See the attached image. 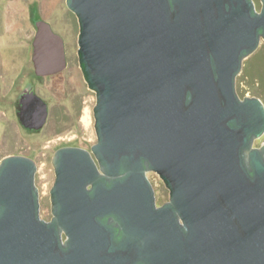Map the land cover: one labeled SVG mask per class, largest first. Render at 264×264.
Here are the masks:
<instances>
[{
  "label": "water",
  "instance_id": "1",
  "mask_svg": "<svg viewBox=\"0 0 264 264\" xmlns=\"http://www.w3.org/2000/svg\"><path fill=\"white\" fill-rule=\"evenodd\" d=\"M68 6L98 141L57 150L50 221L41 159L2 160L0 264H264V102L236 90L263 50L264 0ZM37 24V73L61 70L62 37ZM29 102L40 128L47 103ZM149 171L170 189L160 206Z\"/></svg>",
  "mask_w": 264,
  "mask_h": 264
},
{
  "label": "rangeland",
  "instance_id": "2",
  "mask_svg": "<svg viewBox=\"0 0 264 264\" xmlns=\"http://www.w3.org/2000/svg\"><path fill=\"white\" fill-rule=\"evenodd\" d=\"M261 10L262 0H255ZM49 23L63 39L67 65L61 70L40 76L32 64V42L36 20ZM80 24L68 6V0H0V164L13 153L30 154L41 159L40 191L45 195L46 219L54 217L52 187L56 179L55 156L59 147L81 146L87 149L98 141L95 107L97 94L88 85L79 58ZM261 51L244 59L236 78L241 98L256 96L264 102V41ZM261 54L251 73L246 63ZM33 82L36 91L50 108L48 123L40 131L30 132L18 125L15 113L16 96L21 86ZM264 141V134L254 146ZM160 190L159 202L170 200V190L160 175L148 172Z\"/></svg>",
  "mask_w": 264,
  "mask_h": 264
},
{
  "label": "flooded vegetation",
  "instance_id": "3",
  "mask_svg": "<svg viewBox=\"0 0 264 264\" xmlns=\"http://www.w3.org/2000/svg\"><path fill=\"white\" fill-rule=\"evenodd\" d=\"M41 20H36L35 21L36 33L34 35V39H33V42H32V48H31V51H32V64L34 65L35 74H38V73L36 71L35 62H34V59H33L34 58V53H35L34 40H35L36 34L38 32V24L37 23H38V21H41ZM66 65H67V61L65 60L64 67ZM46 74H48V73H46ZM38 75L43 76L44 74H38ZM33 94L39 95L46 102V100L36 91L35 87L33 86V82H30V83L29 82H26V83H24L21 86V89L19 90V92H18V94L16 96V101H15L16 121H17V123H18L19 126H21L22 128H24V129H26V130H28L30 132L42 130L44 128V126L48 123V120H49V117H50V108L48 106V103L46 102L47 103V110L48 111H47V117H46V120H45L44 125L42 127H40V128L33 127V108H35V106L33 107V102H29L30 100L33 99ZM28 107L30 108V115H27V108ZM24 121L26 123L32 124V125H27ZM65 146H75V145H65ZM61 147H64V146H61ZM61 147H59V148H61ZM12 155H22V154H20V153H13ZM29 155L30 154H28V157H31ZM25 156H27V155H25ZM154 190H155V188H154ZM155 195H156V203H157V205L160 206V205L164 204L163 202L158 203L156 191H155ZM110 222L115 223L114 218H111L110 219Z\"/></svg>",
  "mask_w": 264,
  "mask_h": 264
},
{
  "label": "trees",
  "instance_id": "4",
  "mask_svg": "<svg viewBox=\"0 0 264 264\" xmlns=\"http://www.w3.org/2000/svg\"><path fill=\"white\" fill-rule=\"evenodd\" d=\"M258 58H262L261 54H256L255 56H253L251 58V60H249L247 63H246V71L248 72V75L249 73H251V69L254 67L253 64H255L256 62L258 63ZM261 80L262 82H264V76L261 77Z\"/></svg>",
  "mask_w": 264,
  "mask_h": 264
}]
</instances>
